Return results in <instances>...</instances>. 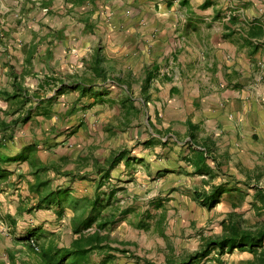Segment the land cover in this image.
<instances>
[{"label":"crops","instance_id":"obj_1","mask_svg":"<svg viewBox=\"0 0 264 264\" xmlns=\"http://www.w3.org/2000/svg\"><path fill=\"white\" fill-rule=\"evenodd\" d=\"M263 64L264 0H0V225L35 227L39 171L93 198L121 152L101 191L128 227L145 194L260 174Z\"/></svg>","mask_w":264,"mask_h":264},{"label":"trees","instance_id":"obj_2","mask_svg":"<svg viewBox=\"0 0 264 264\" xmlns=\"http://www.w3.org/2000/svg\"><path fill=\"white\" fill-rule=\"evenodd\" d=\"M123 155L124 152H121L113 161H109V169H105L104 176L98 184V191L93 198L78 197L70 188L53 189L51 180L45 178L41 171L37 173L35 183L30 186L36 203L31 208L21 209L20 212L51 209L58 219H62L71 211L73 215L70 228L73 239L69 244L61 245L60 236L55 232H50L45 237L41 229L27 232L20 239L26 251L36 259V264H119V259L130 252L127 249L129 242L114 239L112 230L120 218L128 215L131 210H120V207L115 206L114 192L106 194L101 191L104 183L110 178L111 169L123 158ZM252 179L253 177H248L245 182L246 187L251 185ZM231 182L232 180L214 184L209 190L205 188L197 190L193 198L204 207L213 210L224 201L226 195L237 189ZM259 193L264 205V190L260 189ZM239 198L242 203L245 198L244 192L239 193ZM166 203L167 200L161 197L152 200L150 208L145 211V220L141 221L138 228L149 229L151 227L149 221L157 217L154 212L160 210L162 213L158 222L165 223ZM240 203H235L233 206L236 208ZM10 221L14 224L13 219ZM237 249L254 255L248 264H264V226L246 227L237 212H231L223 222L221 235L205 238L201 248L183 258L168 257L166 264H198L211 257L213 253L220 257ZM17 254L18 251L15 249L8 251L10 264H17V261L20 264H30L29 261L18 258ZM0 264L5 262L0 261Z\"/></svg>","mask_w":264,"mask_h":264},{"label":"rangeland","instance_id":"obj_3","mask_svg":"<svg viewBox=\"0 0 264 264\" xmlns=\"http://www.w3.org/2000/svg\"><path fill=\"white\" fill-rule=\"evenodd\" d=\"M259 173L261 175L256 174L253 176L249 187H246L245 184L248 177L243 173L239 178H229L227 176L215 178V184L232 180L231 183L237 189L226 195L224 201L213 210L204 207L188 196L186 198L179 197L180 201L177 198L178 196L175 198L163 196L165 199L168 198L165 223L159 224L158 222L162 211L154 212L157 217L149 221L151 224L149 229L134 226L128 227L126 225L127 220L123 217L113 227L112 237L118 241L129 242L130 245L127 246V249L130 252L119 259V264H150L149 262L166 264L168 257L183 258L201 248L205 238L221 235L223 233V222L231 212H237L246 227L264 226V205L261 193H259L260 189L264 190V165ZM241 192L245 194L242 203L239 200V193ZM152 198H154L153 195L145 194V211L150 208ZM172 199H174V202H178L179 205L183 204L182 210L171 206L172 203L169 202ZM235 203H240V205L235 208L233 206ZM36 212L35 217L27 216L26 218L28 219H23L22 221L24 228H29V225H35L32 229H27L28 232L41 229L44 237L51 231L58 232L61 245L71 242L73 239L70 228L71 212H67L63 219H58L55 212L51 209H43ZM4 224L2 225L1 223L0 228H7L6 245L15 247L16 251H18V258L29 261L30 264H36V259L30 252L26 251L25 245L21 242V237L18 236L20 230L17 228L13 229L6 223ZM41 225L44 226V229L40 228ZM24 228L22 229L24 230ZM253 258L254 255L252 253L237 249L220 257L213 253L211 257L198 264H248ZM0 261L10 264L8 255L2 251H0ZM17 264L20 263L17 261Z\"/></svg>","mask_w":264,"mask_h":264},{"label":"built area","instance_id":"obj_4","mask_svg":"<svg viewBox=\"0 0 264 264\" xmlns=\"http://www.w3.org/2000/svg\"><path fill=\"white\" fill-rule=\"evenodd\" d=\"M263 67H264V64H263Z\"/></svg>","mask_w":264,"mask_h":264}]
</instances>
